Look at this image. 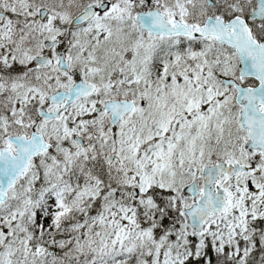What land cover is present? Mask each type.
Listing matches in <instances>:
<instances>
[{"label": "snow or ice", "instance_id": "snow-or-ice-1", "mask_svg": "<svg viewBox=\"0 0 264 264\" xmlns=\"http://www.w3.org/2000/svg\"><path fill=\"white\" fill-rule=\"evenodd\" d=\"M0 264H264V0H0Z\"/></svg>", "mask_w": 264, "mask_h": 264}]
</instances>
